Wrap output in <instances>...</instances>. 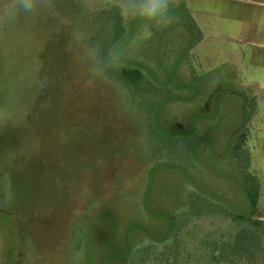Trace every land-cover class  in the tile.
Returning <instances> with one entry per match:
<instances>
[{"label":"rangeland","instance_id":"1","mask_svg":"<svg viewBox=\"0 0 264 264\" xmlns=\"http://www.w3.org/2000/svg\"><path fill=\"white\" fill-rule=\"evenodd\" d=\"M183 1L150 36L125 14V48L104 19L116 0H37L19 15L0 0V264H142L147 248L168 251L175 218L208 264L200 238H229L230 215L252 213L228 150L242 128L264 221V0ZM115 49L145 75L138 88L105 74ZM234 55L258 87L255 124L241 118L249 78L226 76Z\"/></svg>","mask_w":264,"mask_h":264},{"label":"trees","instance_id":"2","mask_svg":"<svg viewBox=\"0 0 264 264\" xmlns=\"http://www.w3.org/2000/svg\"><path fill=\"white\" fill-rule=\"evenodd\" d=\"M114 9L115 12L109 11L107 13L104 11V19L109 25L114 26L115 30L112 32L115 45L124 44L126 48L132 41H129V39L127 42V37L133 38L134 33H127L123 25L124 15H121L118 8ZM177 9L187 10L183 0H178V7H174L171 11L174 12ZM117 50L115 49L113 55L108 59L109 68L105 64V74L109 75L111 79L121 82L129 90L138 88L144 81L145 75L140 68L128 64L129 61H126V58L121 57L119 60ZM107 69L109 71H106ZM251 114L250 112L249 115ZM230 142L231 145L228 150H231L232 158L236 159L247 173L245 186L252 213L248 215L243 213L230 215L236 231L229 238H227V235L220 236L216 235L215 231H209L210 235L201 237L196 246L201 248L203 252L206 251L202 253L200 258H205L208 264H264V221L253 217L259 204L261 185L257 176L248 172L251 166V153L246 128L239 129L234 133ZM221 209L226 211L223 208ZM176 220L177 218H175L171 228V238L165 243L168 251L155 253L153 247L147 248L145 255L142 256V264H188L187 261L191 260L194 264L195 260L191 257V254L187 255V242L181 237L180 231L177 230ZM181 228L183 227L180 226ZM169 243H171L170 246H168ZM131 260V264H140L138 257H133Z\"/></svg>","mask_w":264,"mask_h":264},{"label":"clouds","instance_id":"3","mask_svg":"<svg viewBox=\"0 0 264 264\" xmlns=\"http://www.w3.org/2000/svg\"><path fill=\"white\" fill-rule=\"evenodd\" d=\"M37 0H12L11 7L16 15L20 13H30L36 7ZM121 15H130L134 18H141L149 23L145 25V30L150 36L152 32L148 30L153 24L161 20L166 22L161 26H166L171 22L170 12L174 7H178V0H116L114 4ZM13 17H9L11 19ZM160 26V27H161ZM96 68L101 67L96 65Z\"/></svg>","mask_w":264,"mask_h":264},{"label":"crops","instance_id":"4","mask_svg":"<svg viewBox=\"0 0 264 264\" xmlns=\"http://www.w3.org/2000/svg\"><path fill=\"white\" fill-rule=\"evenodd\" d=\"M234 56H235L234 57L235 63L234 64L231 63L232 65L230 67H228V69L226 71L227 72L226 76L229 75L231 80L233 78L232 82L234 84L235 83H239V80L236 79V78H241V79H242V77H248L249 78L250 81H242L241 80L242 81L241 86H245L244 91H247L248 93L252 92V96H250L247 99V101L244 103L243 112H242V117L241 118H242V122L244 124H247V123L249 124V122L252 124L253 123V119L256 116V114L258 113V109H259V100H258L257 96H255V92L258 89V87H257V85L255 83V80H254V77H253L254 75L249 74L248 70L247 71L245 70V72H246V75H245V73L243 72V68L240 67L241 65H238L239 63H237L238 62L237 60L239 59L238 56L237 55H234ZM261 76H264V74L261 75ZM231 91H233V89H231ZM250 112L252 113L251 115H249ZM253 124H255V123H253ZM257 131H260V129L257 128ZM247 133H248V140H249L250 139L249 136H250L251 133H249V130H247ZM233 135H234V133L231 134V138H232Z\"/></svg>","mask_w":264,"mask_h":264}]
</instances>
